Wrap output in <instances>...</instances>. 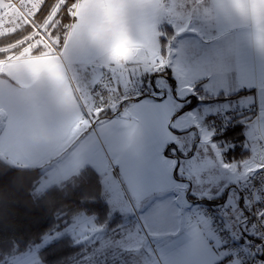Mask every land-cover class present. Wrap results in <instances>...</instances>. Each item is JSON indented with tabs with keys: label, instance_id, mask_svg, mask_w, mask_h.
<instances>
[{
	"label": "crops",
	"instance_id": "0c3cea01",
	"mask_svg": "<svg viewBox=\"0 0 264 264\" xmlns=\"http://www.w3.org/2000/svg\"><path fill=\"white\" fill-rule=\"evenodd\" d=\"M186 3L191 0L85 3L81 9L99 7L105 22L82 19L79 25H72L59 48L43 55L31 56L26 52L25 57L0 61L5 68L0 73V159L18 169H41L43 175L37 188L43 181H50L53 187L61 185L83 169H91L99 176L108 208L112 188L116 199L130 206L113 171L134 144L130 122L123 118L124 113L116 115L119 105L105 107L115 115L100 118V108L95 106L90 91L104 75L112 76L120 85L138 80L158 53L159 28L163 22L187 25L190 13L185 10ZM206 3L207 7L201 6L197 12L204 24L223 32L234 31L257 60L264 57V0H206ZM5 10L10 8L0 0V16ZM69 70L86 91V99L93 106L92 115L81 111ZM258 78L257 74L249 79ZM249 132L250 140L264 138V114L253 121ZM261 160L264 152L236 184L247 180ZM217 162L221 164V180L234 183L237 176L229 180L224 175L232 164L225 165L220 159ZM128 189L138 215L145 206V194L134 184H129ZM196 215L191 224L192 245L187 251L182 243L171 238V233L164 230L154 215L147 219L146 215L126 220L118 217L112 223L114 229L96 224L99 230L94 235L86 231L90 230L85 224L76 223L78 234L72 240L82 246V254L70 264H177L186 255L214 259L207 243L212 237L209 225L199 213Z\"/></svg>",
	"mask_w": 264,
	"mask_h": 264
},
{
	"label": "snow or ice",
	"instance_id": "6c2138e0",
	"mask_svg": "<svg viewBox=\"0 0 264 264\" xmlns=\"http://www.w3.org/2000/svg\"><path fill=\"white\" fill-rule=\"evenodd\" d=\"M103 2L63 0L61 8L53 0L45 19L55 10L61 23V11L75 25L104 23L99 7L80 8ZM201 6L206 0L185 4L186 26L163 22L149 70L117 108L130 122L134 144L113 171L130 203L129 184L145 194L138 215L153 213L186 251L196 213L211 221L216 239L207 243L214 259L186 255L177 264H264V160L246 186L222 181L217 163L219 157L243 170V161L255 163L264 152V138L249 139L250 125L264 114V57L257 60L234 31L204 24ZM116 90L124 95L121 85Z\"/></svg>",
	"mask_w": 264,
	"mask_h": 264
},
{
	"label": "trees",
	"instance_id": "16d2710c",
	"mask_svg": "<svg viewBox=\"0 0 264 264\" xmlns=\"http://www.w3.org/2000/svg\"><path fill=\"white\" fill-rule=\"evenodd\" d=\"M57 3L58 7H63V0H57ZM52 4L53 0L43 4L39 15L35 16L38 22L45 20V14ZM60 17L65 23H61L55 13L47 25L49 33L46 32L48 40L50 36L58 37V48L64 42L68 31L66 29L71 23L63 11ZM161 28L162 25L160 32ZM32 32L29 23L14 34L0 36V61L25 57L20 51L31 41L26 36ZM47 52L39 45L30 55L38 56ZM99 112L103 119L115 115L104 108L99 109ZM240 138L239 133L234 134L237 142ZM42 175L41 169H18L0 159V261L31 249L46 234L73 221L74 215H93L95 223L101 226H111L117 219L115 217L110 222L109 208L101 193V181L93 170L83 169L61 185L40 193L36 189ZM81 250L82 246L75 245L71 236H64L39 249L38 254L42 264H70L76 256L82 254Z\"/></svg>",
	"mask_w": 264,
	"mask_h": 264
},
{
	"label": "rangeland",
	"instance_id": "374dc122",
	"mask_svg": "<svg viewBox=\"0 0 264 264\" xmlns=\"http://www.w3.org/2000/svg\"><path fill=\"white\" fill-rule=\"evenodd\" d=\"M2 1H4V0H2ZM44 3H45L44 0H24L23 2L18 3L17 6L11 7L8 4L10 10H5L3 15L0 16V36H2L4 34H14V32H16L17 30H20L21 28L25 27V25H28L30 23V26L32 27L33 32L31 34H29L28 36H26V39L27 40L30 39L31 41L29 42V44H27L25 46L24 49H22L20 51L21 54L27 52L26 54L30 55V53L34 51V48L39 46V45L42 48H45L46 51H50L53 48H58V46H57V43H58L57 38L58 37L57 36H55V37L50 36L49 40L47 39V35L49 33V31H48L49 29H48L47 25H48L49 21L51 20L52 16L55 14V10H53V12L50 15H48V17L41 23L38 22L39 20L35 19L36 15H34V14L37 12L38 9L40 11V9L42 8L41 5H43ZM72 25H73V23L71 22L68 29H67L68 30L67 31L68 33L66 34L67 36L72 30L71 29ZM46 32H48V33H46ZM34 37H35V39H33ZM4 70H5L4 66L0 65V73H3ZM69 75L72 77V87L75 88L74 90H75L76 96L81 103L80 104L81 105L80 106L81 111H83L87 115H92L93 112L91 111V108L93 106H92L91 101L86 99V91H84V89L80 88L76 77L73 76L72 70H69ZM0 82H1V79H0ZM1 121H2V118L0 115V123H1ZM217 161H219V157H217ZM217 163H219V162H217ZM219 165L221 167L220 163H219ZM253 165H254L253 162L243 161V164H242L243 170H238L237 166L235 164H232L229 168L226 169V173L224 175L227 176L229 178V180H233L234 175L237 176L238 177L237 180L235 179L233 181L234 183H236L239 179H241L246 174V172L249 170V168H251V166H253ZM220 178H221V176H220ZM50 187H53V184L50 181H43L41 186H39V188H37L36 190H37V192L41 193ZM112 189H111V195L109 196V197H111V201H112V203H110V201H109L110 207H109V214L108 215L110 217V222L112 220H114L115 217H117V218L120 217L124 220H126L127 218H130V217L133 218L135 216H137V218H138L139 215H137V212L135 211V209L133 208L131 203L129 206V205H126L125 203H123V201L119 202L115 197L116 192ZM104 199H105V197L103 198V200ZM80 215H82V216H80ZM153 215H154L153 213L146 214V219L151 218ZM79 216H80V221H77V218H79ZM76 223L85 224L87 229L89 228V230H90V231H88V230H86V231L91 232V233L93 232V235L95 234V232L97 230H99L97 228V225L95 223V217L93 215L90 216V215H87L84 213L74 215L73 221H71L69 224L58 229L57 231L46 234L41 239L40 243L35 244L31 249H29L23 253L16 254L14 256L4 258L3 260L0 261V264H42L40 257H39V254H38V250L46 247V245L51 244L54 241H56L59 238L64 237V236H71L73 239V236H75V234H78V231L76 229ZM92 223H94L96 226L94 227ZM105 225L106 224H104V226ZM112 225L111 226L106 225V227L112 228L113 227ZM98 226L104 227L101 225H98ZM114 228L115 227H113L112 229H114Z\"/></svg>",
	"mask_w": 264,
	"mask_h": 264
},
{
	"label": "built area",
	"instance_id": "2783aa9c",
	"mask_svg": "<svg viewBox=\"0 0 264 264\" xmlns=\"http://www.w3.org/2000/svg\"><path fill=\"white\" fill-rule=\"evenodd\" d=\"M7 4L12 6H17L18 2L16 0H4ZM150 66L148 67L149 70ZM111 77V79H110ZM138 80H133L131 83L126 85H121L123 88L124 95L116 90V85L118 84L112 76L104 75L102 76L93 86L90 91L91 98L94 101L95 106L99 109L105 108L111 105H120L122 101L127 100L129 95L134 91L136 83ZM120 85V84H119ZM91 123L93 127L94 123ZM255 171V170H254ZM253 173V172H252ZM251 173V174H252ZM246 180L240 184V186H246ZM200 217L205 220L209 225V230L211 231L212 237L210 239L215 240L216 236L214 230L211 227V221L204 215V213L198 212Z\"/></svg>",
	"mask_w": 264,
	"mask_h": 264
}]
</instances>
